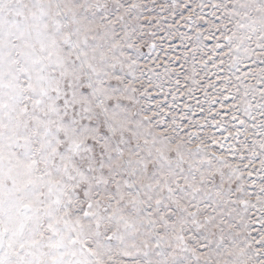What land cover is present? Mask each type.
I'll return each instance as SVG.
<instances>
[{
    "label": "snow or ice",
    "instance_id": "obj_1",
    "mask_svg": "<svg viewBox=\"0 0 264 264\" xmlns=\"http://www.w3.org/2000/svg\"><path fill=\"white\" fill-rule=\"evenodd\" d=\"M0 264H264V0H0Z\"/></svg>",
    "mask_w": 264,
    "mask_h": 264
}]
</instances>
